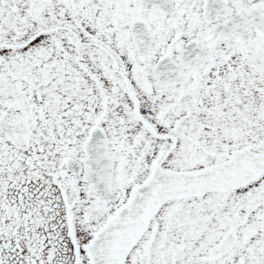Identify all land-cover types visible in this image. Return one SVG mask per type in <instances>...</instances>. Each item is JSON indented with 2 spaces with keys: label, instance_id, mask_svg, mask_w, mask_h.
Wrapping results in <instances>:
<instances>
[{
  "label": "flooded vegetation",
  "instance_id": "flooded-vegetation-1",
  "mask_svg": "<svg viewBox=\"0 0 264 264\" xmlns=\"http://www.w3.org/2000/svg\"><path fill=\"white\" fill-rule=\"evenodd\" d=\"M263 12L264 0H0V264H86L85 244L154 165L264 152ZM109 165L111 196L98 192ZM134 253L123 264H264V174L165 202Z\"/></svg>",
  "mask_w": 264,
  "mask_h": 264
},
{
  "label": "water",
  "instance_id": "water-1",
  "mask_svg": "<svg viewBox=\"0 0 264 264\" xmlns=\"http://www.w3.org/2000/svg\"><path fill=\"white\" fill-rule=\"evenodd\" d=\"M264 13V12H263ZM257 28L264 30V18L257 16ZM132 188L130 197L93 234L85 245L87 264H122L127 252L138 240L157 209L171 199L199 196L208 191H227L264 173V152L237 149L227 159L196 170L174 171L159 165ZM105 182L99 185L103 195L110 196L112 168L103 170ZM153 233L146 242L150 245ZM225 240L212 248L218 254L227 248ZM215 255V256H216ZM143 253L139 258H146ZM190 258L186 264H196Z\"/></svg>",
  "mask_w": 264,
  "mask_h": 264
},
{
  "label": "rangeland",
  "instance_id": "rangeland-1",
  "mask_svg": "<svg viewBox=\"0 0 264 264\" xmlns=\"http://www.w3.org/2000/svg\"><path fill=\"white\" fill-rule=\"evenodd\" d=\"M132 138H130V140H131ZM206 162V160L205 159H203V160H201L200 161V163H198V164H203V163H205ZM171 165H175V166H178L179 164H176V163H174V162H172V163H170ZM196 164H191V166H195ZM179 218H181L182 220H184L185 222H187L188 220H187V218H185L182 214H180V217ZM225 218V217H224ZM205 224V223H204ZM207 225L208 226H206V224H205V226H203L202 224H201V229L203 230V232H202V234H201V239H200V241H203V242H212V241H214L215 239H214V232H213V228H212V226H213V224L212 223H207ZM135 256V253H134V251L132 252V255H130L129 256V260L128 261H131V259L133 258Z\"/></svg>",
  "mask_w": 264,
  "mask_h": 264
},
{
  "label": "bare ground",
  "instance_id": "bare-ground-1",
  "mask_svg": "<svg viewBox=\"0 0 264 264\" xmlns=\"http://www.w3.org/2000/svg\"><path fill=\"white\" fill-rule=\"evenodd\" d=\"M211 165H212V164H211ZM167 169L174 170V171H187V170H196V169H199V168H191V169H172V168H167ZM151 170H152V169H150L149 174L151 173ZM255 179H256V178H255ZM255 179H253V180H255ZM253 180L246 181V182L242 183L240 186H244V185L248 184L249 182H251V181H253ZM143 181H144V180H143ZM143 181H141V182H143ZM141 182H140V183H141ZM235 187H237V186H235ZM199 196H200V195H199ZM199 196H192V197H199ZM180 199H181V198H180ZM175 200H176V199H175ZM154 232H155V229H154ZM142 236H143V233L139 236L138 240L132 245V247L130 248V250L127 252V254H126L127 259L129 258L130 255H132V252L134 251V248L136 247L137 242H139V241L141 240ZM150 244H151V243H150ZM149 246H150V245L147 246L146 241L143 242V244H142V246H141L142 250H143L144 252H146L147 255H148V253H149ZM224 246H226V245H224ZM126 257L124 258V260H123L122 263L125 262ZM134 257H135V256H134ZM134 257H133V258H134ZM138 257H139V256H138Z\"/></svg>",
  "mask_w": 264,
  "mask_h": 264
}]
</instances>
